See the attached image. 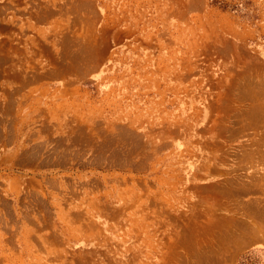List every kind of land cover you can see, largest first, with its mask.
<instances>
[{"label":"rangeland","instance_id":"obj_1","mask_svg":"<svg viewBox=\"0 0 264 264\" xmlns=\"http://www.w3.org/2000/svg\"><path fill=\"white\" fill-rule=\"evenodd\" d=\"M0 264H264V0H0Z\"/></svg>","mask_w":264,"mask_h":264},{"label":"bare ground","instance_id":"obj_2","mask_svg":"<svg viewBox=\"0 0 264 264\" xmlns=\"http://www.w3.org/2000/svg\"><path fill=\"white\" fill-rule=\"evenodd\" d=\"M259 231V230H258Z\"/></svg>","mask_w":264,"mask_h":264}]
</instances>
